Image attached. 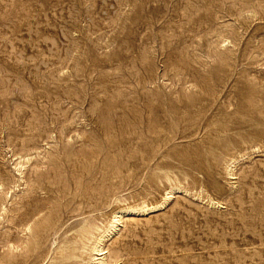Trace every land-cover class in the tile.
Returning a JSON list of instances; mask_svg holds the SVG:
<instances>
[{
    "label": "rangeland",
    "instance_id": "374dc122",
    "mask_svg": "<svg viewBox=\"0 0 264 264\" xmlns=\"http://www.w3.org/2000/svg\"><path fill=\"white\" fill-rule=\"evenodd\" d=\"M149 116L162 119L164 154L199 155L211 168L203 188L224 208L179 199L128 227L121 263L264 264V0H0L9 209L34 198L61 220L88 210L95 172L117 155L110 144ZM202 143L210 153L191 148ZM237 152L250 157L231 190L222 165ZM17 156L31 158L27 188ZM11 226L1 219L0 236ZM62 236L49 235L28 264H48Z\"/></svg>",
    "mask_w": 264,
    "mask_h": 264
},
{
    "label": "bare ground",
    "instance_id": "6f19581e",
    "mask_svg": "<svg viewBox=\"0 0 264 264\" xmlns=\"http://www.w3.org/2000/svg\"><path fill=\"white\" fill-rule=\"evenodd\" d=\"M161 123L162 119L158 116L140 117L137 129H127L129 136L110 144V149L117 151V155L109 157L95 172V185L84 195L88 210L65 220L51 215L48 206L51 201L38 207L37 200L33 198L17 202L15 207L9 209L7 201L12 187L2 181L0 221L10 222L14 230L0 236V245L6 248L5 253L0 252V264H28L33 255L42 251L45 239L59 233L63 236L55 243L56 250L48 264H122L121 244L129 226L147 221L154 214L157 216L171 205H177L179 199L189 197L199 199L212 209L224 208L220 200L203 188L204 179L200 175L204 174L211 180L212 172L211 168L202 164L199 155L164 154L163 149L170 146V142H163L168 136L160 135L158 129ZM199 147L208 153L212 149L208 143L191 148ZM252 151L262 150L260 146H255ZM160 156L162 159L155 161ZM246 157H250V154L238 153L222 165L223 175L231 190L238 188L237 165L239 160ZM80 159L85 163L88 156ZM30 160L29 156H17L13 163L26 188L25 170ZM86 169L89 172V168ZM14 179L13 174L10 176L11 182L15 183ZM125 188L135 190L124 194ZM33 193V189L29 188L26 194L32 198ZM47 208L49 212L44 213Z\"/></svg>",
    "mask_w": 264,
    "mask_h": 264
}]
</instances>
